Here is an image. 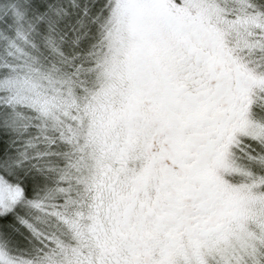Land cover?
<instances>
[{
    "label": "snow or ice",
    "instance_id": "1",
    "mask_svg": "<svg viewBox=\"0 0 264 264\" xmlns=\"http://www.w3.org/2000/svg\"><path fill=\"white\" fill-rule=\"evenodd\" d=\"M0 264H264V0H0Z\"/></svg>",
    "mask_w": 264,
    "mask_h": 264
}]
</instances>
